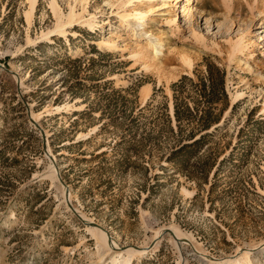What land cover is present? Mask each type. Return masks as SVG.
Instances as JSON below:
<instances>
[{
  "label": "rangeland",
  "instance_id": "374dc122",
  "mask_svg": "<svg viewBox=\"0 0 264 264\" xmlns=\"http://www.w3.org/2000/svg\"><path fill=\"white\" fill-rule=\"evenodd\" d=\"M56 1L64 13L74 5ZM119 1L89 0L85 19L96 14L100 28L43 40L51 0L31 26L27 0H0V65L16 73L0 68V264H112L123 248L146 253L132 264L246 251L264 264V0H155L141 38L122 27ZM110 37L115 51L98 45ZM153 45L149 69L135 54ZM209 66L224 73V94L208 105ZM175 97L190 109L181 124ZM208 107L220 119L199 132ZM192 131L208 136L172 156Z\"/></svg>",
  "mask_w": 264,
  "mask_h": 264
},
{
  "label": "bare ground",
  "instance_id": "6f19581e",
  "mask_svg": "<svg viewBox=\"0 0 264 264\" xmlns=\"http://www.w3.org/2000/svg\"><path fill=\"white\" fill-rule=\"evenodd\" d=\"M70 1L73 2L74 5H72L71 3L69 12L64 13L61 7L59 6L58 2L56 0H51L49 6L55 18L56 24H55L54 29L49 30L47 33L46 32L42 33L43 40L48 39L49 36L53 33L63 34L65 39L67 40L69 39L68 29L75 25L88 27L89 30H94L95 28L101 27L96 14H89L90 17L88 19H85L86 18L85 14L88 13L87 6L89 3V0H70ZM112 1L113 2H110L109 4L112 7H114V5L118 3V0H115V2L114 0ZM154 1L155 0H122V1H119L118 7L120 5L119 8L122 9V11L118 12L117 16L122 22V27H124L127 32H132L134 35H139L140 38L143 37L144 35H147L149 33V31L146 28L149 25L148 20L150 19V17L152 18V16L155 15V13L158 12V10L156 9L158 7L154 5ZM131 2H133L134 5L132 8H128ZM27 3L29 5V9L26 11L25 17H26V20L29 26H31L35 18L39 0H27ZM78 5L81 8L80 12H78L76 9ZM189 11L190 9H188L187 14L189 13ZM168 18H169L168 21H173V15L172 13H170V11L168 12ZM141 27H142L141 29L142 31L139 33V30ZM31 41L32 40H30V42ZM118 41L120 40H117L116 38H113V37L103 38L100 42H98V45L101 48H104L106 50L115 51L119 48ZM17 50L19 51V49ZM159 50H161V45L160 46L153 45L151 54L150 53L146 54L148 51L144 53L142 49H140L139 51H136L137 53L135 54V56L140 57L141 60H144L147 68L149 67L151 68L153 66L156 67L157 65H159V63L151 64V62L152 61L154 62V60L157 58L158 56L157 52ZM183 61L185 62L189 70L193 67L191 63L192 61L187 56L184 55ZM149 95H150L149 89L148 88L144 89L143 90L144 101L148 99ZM174 229H175L174 234L176 235V237L181 238L183 234L178 230V228H174ZM159 233L160 232H158L157 235ZM93 234L96 236L98 235V242H101L106 248H109V250H114L115 248L118 249L117 245L114 242L109 241V238L105 233L101 231L100 232L94 231ZM111 243L114 245V247L112 246L113 248L111 247ZM197 249L199 251L202 250L199 247H197ZM123 250L121 251L116 250L115 256L111 259L112 264H132L134 259H137V261L140 263L142 258H144V255L146 254L145 252L141 253L134 249H129L125 252H122ZM100 257H102L100 263L102 262V260L104 262L107 261V258H105L104 256H100ZM251 259L252 258H251L250 252L246 251L244 253L239 254L235 258H228L224 262L217 261L211 264H253Z\"/></svg>",
  "mask_w": 264,
  "mask_h": 264
},
{
  "label": "trees",
  "instance_id": "16d2710c",
  "mask_svg": "<svg viewBox=\"0 0 264 264\" xmlns=\"http://www.w3.org/2000/svg\"><path fill=\"white\" fill-rule=\"evenodd\" d=\"M187 80V78H183L180 82L175 84L176 88L183 89L182 85L184 81ZM199 93L200 96L204 97L205 102L209 105L213 103L212 101L218 100L219 93L224 94V73L217 68V67H208V78L202 82L200 85ZM198 87V86H197ZM178 97H175V116L177 121L181 124L182 118L185 115L186 112H190V109L188 107H183V111L181 110V104L178 103ZM181 105V106H180ZM200 114L198 118V127L197 130L200 131H207L210 129L212 123L218 122L220 119V115H214V112L211 111V109L208 107V109H205L204 111L198 112ZM197 113V114H198ZM198 116V115H197ZM208 136V134L202 135L199 139L194 140L195 134L192 131L190 133V137L194 140L190 144H184L181 146L178 150H176L172 156H175L181 151H184L187 148H191L193 146H197L203 142V140ZM194 137V138H193Z\"/></svg>",
  "mask_w": 264,
  "mask_h": 264
},
{
  "label": "water",
  "instance_id": "95a60500",
  "mask_svg": "<svg viewBox=\"0 0 264 264\" xmlns=\"http://www.w3.org/2000/svg\"><path fill=\"white\" fill-rule=\"evenodd\" d=\"M0 68L3 69V70H5V71H7V72H9V73H11V74H13V75H16V73H13L10 70H7V68H5V67H3L1 65H0Z\"/></svg>",
  "mask_w": 264,
  "mask_h": 264
}]
</instances>
